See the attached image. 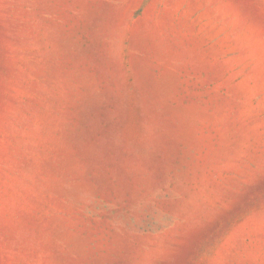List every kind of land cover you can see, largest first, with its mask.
Masks as SVG:
<instances>
[{
    "label": "rangeland",
    "instance_id": "rangeland-1",
    "mask_svg": "<svg viewBox=\"0 0 264 264\" xmlns=\"http://www.w3.org/2000/svg\"><path fill=\"white\" fill-rule=\"evenodd\" d=\"M0 264H264V0H0Z\"/></svg>",
    "mask_w": 264,
    "mask_h": 264
}]
</instances>
